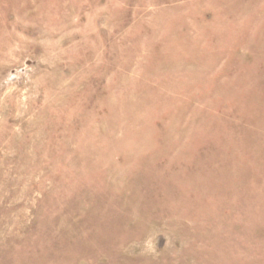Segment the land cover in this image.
I'll list each match as a JSON object with an SVG mask.
<instances>
[{
  "label": "rangeland",
  "instance_id": "374dc122",
  "mask_svg": "<svg viewBox=\"0 0 264 264\" xmlns=\"http://www.w3.org/2000/svg\"><path fill=\"white\" fill-rule=\"evenodd\" d=\"M0 264H264V0H0Z\"/></svg>",
  "mask_w": 264,
  "mask_h": 264
}]
</instances>
